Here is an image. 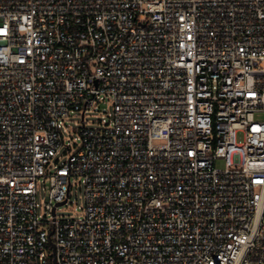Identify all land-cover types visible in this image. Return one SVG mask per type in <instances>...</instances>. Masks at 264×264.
Segmentation results:
<instances>
[{"label":"built area","instance_id":"1","mask_svg":"<svg viewBox=\"0 0 264 264\" xmlns=\"http://www.w3.org/2000/svg\"><path fill=\"white\" fill-rule=\"evenodd\" d=\"M255 112L264 0H0V264H264ZM77 176L84 210L61 218Z\"/></svg>","mask_w":264,"mask_h":264},{"label":"rangeland","instance_id":"2","mask_svg":"<svg viewBox=\"0 0 264 264\" xmlns=\"http://www.w3.org/2000/svg\"><path fill=\"white\" fill-rule=\"evenodd\" d=\"M112 111V102L107 98H100L98 101L85 112V125L86 127H98L107 118L108 113ZM254 118L256 120H263V112H255ZM82 127V120L79 114L75 113V110H71L61 120V132L64 143L69 145L70 149L76 148L80 144L79 129ZM238 141L242 140L241 134L237 136ZM66 146H62L58 152L56 158L58 162L64 161L67 157ZM218 168L224 167L223 160L216 162ZM84 182L81 177H73L69 188V199L66 203L60 205L57 209V214L61 218H74L80 216L85 206V193ZM49 189L48 176H41L37 180V215L41 218L44 214V204L47 201Z\"/></svg>","mask_w":264,"mask_h":264},{"label":"water","instance_id":"3","mask_svg":"<svg viewBox=\"0 0 264 264\" xmlns=\"http://www.w3.org/2000/svg\"><path fill=\"white\" fill-rule=\"evenodd\" d=\"M64 201H65V200H64ZM64 201H63V202H64ZM63 202H60V203H58V204H62ZM52 212H54V209H53V211H52Z\"/></svg>","mask_w":264,"mask_h":264}]
</instances>
